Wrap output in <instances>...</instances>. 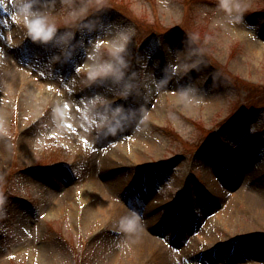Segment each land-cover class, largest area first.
I'll list each match as a JSON object with an SVG mask.
<instances>
[{"label":"rangeland","instance_id":"obj_1","mask_svg":"<svg viewBox=\"0 0 264 264\" xmlns=\"http://www.w3.org/2000/svg\"><path fill=\"white\" fill-rule=\"evenodd\" d=\"M121 1L157 34L94 0H0V264H264L241 201H264V108L214 69L264 86V0ZM119 34L124 75L92 77ZM121 196L161 218L149 249Z\"/></svg>","mask_w":264,"mask_h":264},{"label":"bare ground","instance_id":"obj_2","mask_svg":"<svg viewBox=\"0 0 264 264\" xmlns=\"http://www.w3.org/2000/svg\"><path fill=\"white\" fill-rule=\"evenodd\" d=\"M20 78L21 81H24V78H22V76ZM27 81L25 80V82ZM33 87L39 88V85L33 84ZM217 185L218 186L214 190L218 193V195L224 193L222 192L223 187L220 185V183H218ZM246 196L242 198L241 201H243L244 204L249 205V207H251V209H253V211L257 213V215L264 217V201L260 202ZM113 205L115 212H117V215L121 216V218H123L124 220L126 217L130 218L134 214L139 217V220L137 222V227L135 229L128 230L126 227L124 228L127 230V232L129 231L134 235L135 237L134 239H136L138 245H142L143 247L149 249L151 246L150 243L151 238L149 237V235H151L150 232L154 233L152 231L154 229H157L156 227L159 226L160 223L158 219L154 216V213H152V211L149 210V207L147 208L143 205H139V207H137V210H135L134 208L129 207L125 202H123L122 198L119 199L115 198ZM134 210L137 211L138 213L135 212ZM220 211L221 212L218 214V216L224 217L223 215L225 214V210L220 209Z\"/></svg>","mask_w":264,"mask_h":264},{"label":"clouds","instance_id":"obj_3","mask_svg":"<svg viewBox=\"0 0 264 264\" xmlns=\"http://www.w3.org/2000/svg\"><path fill=\"white\" fill-rule=\"evenodd\" d=\"M222 8L225 10L231 11V5L229 4L228 0H221ZM19 8H21V11L25 14H30V10L33 7V0H28V2L23 3L22 5H18ZM237 20H242V15L236 17ZM31 24H41L42 18L36 17L34 20H30ZM57 31L55 26H52L48 28L47 33L42 37V39L47 40L50 37V34L52 32ZM41 38L39 34L37 33L36 36H34V39ZM129 40V37L127 35L119 34L117 37L113 39L112 46L110 48V54L113 57H116L115 60L110 61H104L100 64H98L91 72L90 75L92 77H122L124 75L123 71V57L120 56V53L125 49L126 42ZM121 65L118 67L117 65ZM139 220V217L137 215H133L132 217L128 218L126 217L124 221H122V224L125 225V227L128 230H133L137 227V222Z\"/></svg>","mask_w":264,"mask_h":264},{"label":"trees","instance_id":"obj_4","mask_svg":"<svg viewBox=\"0 0 264 264\" xmlns=\"http://www.w3.org/2000/svg\"><path fill=\"white\" fill-rule=\"evenodd\" d=\"M93 1V0H91ZM97 4L105 7V8H116L117 10L121 11L122 13L126 14L128 16V19L130 18L129 15L132 18V21H134L137 25L140 24V21L138 18L132 13H129L128 11V4H124L121 0H94ZM125 10V11H123ZM224 79L227 83H230L235 88H240L245 91H247L246 94V103L250 107L258 106V107H264V87L259 85H254L249 82H245L239 78L234 77L233 75L229 74L228 72L223 73Z\"/></svg>","mask_w":264,"mask_h":264}]
</instances>
